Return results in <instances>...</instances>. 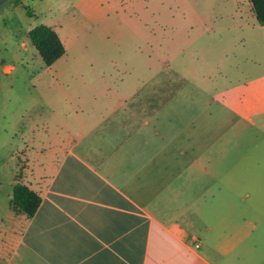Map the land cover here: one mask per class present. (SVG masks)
<instances>
[{
    "label": "crops",
    "instance_id": "obj_1",
    "mask_svg": "<svg viewBox=\"0 0 264 264\" xmlns=\"http://www.w3.org/2000/svg\"><path fill=\"white\" fill-rule=\"evenodd\" d=\"M210 3L172 19L188 43L157 40L130 91L59 113L45 97L27 113L28 131L12 134L25 166L1 207L0 264H264V170L246 167L230 131L264 128V25L249 0ZM204 37L199 69L186 52ZM16 184L39 198L33 216L11 210Z\"/></svg>",
    "mask_w": 264,
    "mask_h": 264
},
{
    "label": "rangeland",
    "instance_id": "obj_2",
    "mask_svg": "<svg viewBox=\"0 0 264 264\" xmlns=\"http://www.w3.org/2000/svg\"><path fill=\"white\" fill-rule=\"evenodd\" d=\"M115 1L122 8L107 6L103 0H9L0 6V211L7 201L9 181L14 179L17 168L25 166L21 154L17 156L25 147L18 136L28 131L29 111H43L45 97L59 113L69 105L95 108L111 100L113 94L130 91L137 85L135 78L145 74L140 60L156 55L157 40L162 38L168 45L172 38L188 43L187 34L177 31L178 24L172 19L184 12L212 7L210 0ZM144 20L147 26L140 23ZM141 24L148 29V51L137 33ZM38 25L51 27L65 46V54L48 68L28 38L29 30ZM204 40L205 37L186 52L188 63H197L199 69L203 68V56L195 51L203 49ZM24 42L26 49L21 45ZM235 60L224 58L226 65ZM3 65L12 69L5 71ZM170 69L169 64L165 66L166 73ZM198 85L200 81L193 80L190 85L187 79L179 84ZM108 91L111 95L105 96ZM202 100L197 97V105ZM199 119L203 120V115ZM230 131L245 139L238 154L251 158L246 159L247 164L251 163L246 167L259 162L264 170V128L238 127ZM14 133L18 136L12 138ZM243 179L247 185L254 178Z\"/></svg>",
    "mask_w": 264,
    "mask_h": 264
},
{
    "label": "trees",
    "instance_id": "obj_3",
    "mask_svg": "<svg viewBox=\"0 0 264 264\" xmlns=\"http://www.w3.org/2000/svg\"><path fill=\"white\" fill-rule=\"evenodd\" d=\"M252 12L259 25H264V0H249ZM28 38L38 52L43 64L51 66L65 54V47L58 34L49 26L38 25L31 28ZM39 206V198L27 187L16 184L10 208L15 213L33 216Z\"/></svg>",
    "mask_w": 264,
    "mask_h": 264
},
{
    "label": "water",
    "instance_id": "obj_4",
    "mask_svg": "<svg viewBox=\"0 0 264 264\" xmlns=\"http://www.w3.org/2000/svg\"><path fill=\"white\" fill-rule=\"evenodd\" d=\"M9 0H0V6L6 2H8Z\"/></svg>",
    "mask_w": 264,
    "mask_h": 264
}]
</instances>
